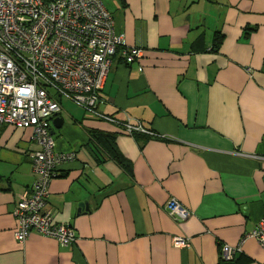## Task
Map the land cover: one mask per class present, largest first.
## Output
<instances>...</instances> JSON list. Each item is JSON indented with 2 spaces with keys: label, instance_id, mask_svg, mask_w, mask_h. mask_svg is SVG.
I'll use <instances>...</instances> for the list:
<instances>
[{
  "label": "crops",
  "instance_id": "1",
  "mask_svg": "<svg viewBox=\"0 0 264 264\" xmlns=\"http://www.w3.org/2000/svg\"><path fill=\"white\" fill-rule=\"evenodd\" d=\"M102 1L124 44L143 51L131 64L114 55L97 110L158 136L61 98L56 149L75 159L58 165L47 206L77 239L32 231L19 243L11 211L38 146L31 128L0 125V264H218L222 244H241L237 264H264L245 237L264 218V0ZM92 131L113 137L120 162ZM170 198L186 219L168 214Z\"/></svg>",
  "mask_w": 264,
  "mask_h": 264
},
{
  "label": "built area",
  "instance_id": "2",
  "mask_svg": "<svg viewBox=\"0 0 264 264\" xmlns=\"http://www.w3.org/2000/svg\"><path fill=\"white\" fill-rule=\"evenodd\" d=\"M142 51L124 44L123 33L116 32L102 0H0V125L31 128L38 146L31 156L34 180L11 211L19 243L32 231L54 237L61 245L77 239L75 228L55 221L47 206L58 165L75 159V152L56 149L51 133L61 98L91 117L114 124L118 131L158 136L139 121L117 120L97 110L114 55L119 53L131 64ZM165 209L176 221L190 214L174 198ZM245 237L256 239L264 251V218ZM172 241L177 247L190 243L186 237ZM219 253L223 260H233L241 253V244H222Z\"/></svg>",
  "mask_w": 264,
  "mask_h": 264
},
{
  "label": "trees",
  "instance_id": "3",
  "mask_svg": "<svg viewBox=\"0 0 264 264\" xmlns=\"http://www.w3.org/2000/svg\"><path fill=\"white\" fill-rule=\"evenodd\" d=\"M91 133H92L91 137H93L94 140H96L98 143L100 142V143L104 144L105 149H107V148L109 149V150H107L108 154L114 156V158L120 162L119 156L116 153L117 151L115 149L113 151V147H112L113 146V144H112L113 137L110 134L107 135L101 131H92ZM109 140H110V145L108 144ZM238 258H234L233 260H230V261H226V260H223L222 258H220V262L218 264H237L238 260H236V259H238Z\"/></svg>",
  "mask_w": 264,
  "mask_h": 264
},
{
  "label": "water",
  "instance_id": "4",
  "mask_svg": "<svg viewBox=\"0 0 264 264\" xmlns=\"http://www.w3.org/2000/svg\"><path fill=\"white\" fill-rule=\"evenodd\" d=\"M52 124H53V126L55 127V128H59L60 126H61V124H62V119L60 118V117H55V118H53V120H52ZM51 133L53 134L54 133V130L52 129L51 130ZM82 206V205H81ZM239 256H238V254L236 255V258H238Z\"/></svg>",
  "mask_w": 264,
  "mask_h": 264
},
{
  "label": "rangeland",
  "instance_id": "5",
  "mask_svg": "<svg viewBox=\"0 0 264 264\" xmlns=\"http://www.w3.org/2000/svg\"><path fill=\"white\" fill-rule=\"evenodd\" d=\"M80 107V106H79ZM82 108V107H81ZM83 109V108H82ZM84 110V109H83Z\"/></svg>",
  "mask_w": 264,
  "mask_h": 264
}]
</instances>
